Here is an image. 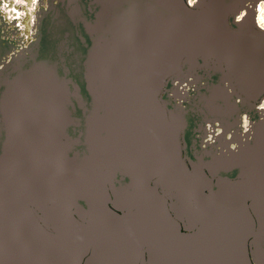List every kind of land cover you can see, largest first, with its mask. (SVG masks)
<instances>
[{
    "label": "water",
    "instance_id": "95a60500",
    "mask_svg": "<svg viewBox=\"0 0 264 264\" xmlns=\"http://www.w3.org/2000/svg\"><path fill=\"white\" fill-rule=\"evenodd\" d=\"M246 1L50 6L38 47L13 59L0 79V264H84L91 252L94 264H254L250 203L264 231V128L240 160L191 169L180 132L202 119L188 104L170 118L161 101H173L166 81L184 60L199 57L226 64L248 101L264 95V31L230 25ZM87 116L97 146L91 157ZM127 165L135 169L130 198L114 199L110 186L126 182ZM32 168L36 180L28 178ZM158 177L199 213L195 232L183 231L153 184ZM44 204L57 216L56 232L34 212Z\"/></svg>",
    "mask_w": 264,
    "mask_h": 264
},
{
    "label": "bare ground",
    "instance_id": "6f19581e",
    "mask_svg": "<svg viewBox=\"0 0 264 264\" xmlns=\"http://www.w3.org/2000/svg\"><path fill=\"white\" fill-rule=\"evenodd\" d=\"M185 1L190 8L199 9L205 6L207 0ZM229 19L230 25L236 30L255 27L260 31H264V0L246 1L230 15ZM214 78H217L216 82L212 81ZM166 83L169 88L167 95L173 101L165 97H161V101L166 107L169 117H177L181 113L180 111H183L182 109H185V106L188 107L189 105L191 106L189 108L194 110L198 118L200 120L202 119V122L195 124V133L198 135L194 136L190 151L188 147L185 149L183 142V133L186 130L180 132L183 158L191 169L200 161L210 162L212 154L217 153V149L213 148L216 141L215 136L211 140L206 139L208 136V125L211 121H217L220 116L228 117V122L231 124V129L228 130V133L232 132V135L230 137L227 134L221 136L222 132L220 128H222V125H217L219 129L218 135L220 136L216 137L219 139V145L224 142V147H228L227 149L231 150V154H233L232 159H236V161L240 160V152L246 143L250 141L247 139L246 142H239V138L235 137V135L242 134L243 137V133L247 129L248 132H251L249 131L250 125L255 126V135H258L260 130L264 128V95L256 102H250L244 98L233 84L227 65L218 60L205 59L203 57L196 59L186 58L182 63L181 72L170 77ZM68 95L70 96V92H68ZM181 101H185L188 105L182 104ZM90 119L91 117L87 116L84 121L88 144L86 149L87 157L89 155L91 157L97 150L91 126L92 120ZM70 123L73 126L78 124L77 120L71 115L69 117ZM88 123L90 124L89 126ZM232 144H235L234 150L231 147ZM237 148L238 151L234 156V151ZM63 157L65 158L64 153ZM214 160L210 162L211 167L215 166ZM123 172L126 175V182H120L119 184H112L110 186L112 198L114 199L115 196L116 199L119 197H125V199L130 198L128 196V190L134 185L135 169L132 165H127ZM153 184L157 185L166 197L170 211L181 223L183 231L189 233L195 232V225L199 221L200 215L193 206L188 204L184 195L173 190L172 183H168L163 177L156 178ZM250 207L256 218V234L249 242L250 255L254 264H264V231L260 229L261 216L256 211L254 201L250 203ZM33 209L42 225L49 231L56 232L57 216L53 214L51 206L46 204L35 205ZM74 215L78 216L79 214L74 211ZM188 224L189 226H187ZM93 254L91 252L88 255L84 264H91L92 262L94 264L95 256Z\"/></svg>",
    "mask_w": 264,
    "mask_h": 264
},
{
    "label": "rangeland",
    "instance_id": "374dc122",
    "mask_svg": "<svg viewBox=\"0 0 264 264\" xmlns=\"http://www.w3.org/2000/svg\"><path fill=\"white\" fill-rule=\"evenodd\" d=\"M58 2L59 0H0V79L7 65L13 59L19 58L24 54H30L38 47L41 38L40 24L44 13L50 9L53 3ZM182 103L186 104L185 101H182ZM228 121V117L220 116L217 121H211L208 125V136L206 139L211 140L215 136L216 141L213 148L217 149V153L212 154L210 162L214 159L215 163L221 162L230 155L233 157L231 150L227 149L228 147H224V142L219 145V139H217L220 136L218 135L219 129L217 125H222V128H220L221 136L227 134L230 137L232 135V132L228 133V130L231 129V124ZM253 126H249V131L251 132H248L247 129L243 133V137L242 134L235 135V137L239 138V142H246L247 139L249 141L254 140L255 126L254 128ZM231 147L234 150L235 144H232ZM237 151L238 148L234 151V156ZM231 157H228V160H231ZM27 172L29 174L28 178L31 176L36 180L39 170L32 168Z\"/></svg>",
    "mask_w": 264,
    "mask_h": 264
},
{
    "label": "flooded vegetation",
    "instance_id": "af4514ba",
    "mask_svg": "<svg viewBox=\"0 0 264 264\" xmlns=\"http://www.w3.org/2000/svg\"><path fill=\"white\" fill-rule=\"evenodd\" d=\"M195 124L191 123L189 128H187L186 132L183 133V142L185 144V149L188 147V150L190 151L192 148V143L194 141V136L198 135L195 133Z\"/></svg>",
    "mask_w": 264,
    "mask_h": 264
}]
</instances>
